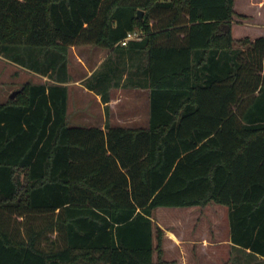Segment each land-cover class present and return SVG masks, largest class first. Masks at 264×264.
<instances>
[{
    "label": "trees",
    "instance_id": "16d2710c",
    "mask_svg": "<svg viewBox=\"0 0 264 264\" xmlns=\"http://www.w3.org/2000/svg\"><path fill=\"white\" fill-rule=\"evenodd\" d=\"M234 3L0 0V54L51 79L0 102V264H166L157 207L210 203L264 264V36H233ZM80 44L146 54L147 127L71 124Z\"/></svg>",
    "mask_w": 264,
    "mask_h": 264
},
{
    "label": "crops",
    "instance_id": "0c3cea01",
    "mask_svg": "<svg viewBox=\"0 0 264 264\" xmlns=\"http://www.w3.org/2000/svg\"><path fill=\"white\" fill-rule=\"evenodd\" d=\"M236 1L237 0H235V3ZM235 3V14L233 15L232 22H234V17L237 15L243 17L244 19L250 18L251 15H254L259 21H262L263 23L254 24L251 26L264 28V8L253 6L257 9L256 13H248L244 10L237 12L235 9ZM248 6L249 5H245L243 8H247ZM246 36H248L251 41H253L259 36H264V33H259L258 35H244L242 37H234L239 39ZM236 47L246 48V46L240 43H237ZM70 51H73V54H70ZM70 55L74 57V61L79 63L81 67H86L88 73L76 81H73L72 78H69L67 82H64V84H67L69 89V113L71 86H76L78 91H82L87 94L92 93V102L91 104H87V107H91V109L99 114L97 122L85 126H99L105 128L107 122L112 125H122L129 127H147L149 125V89L146 87L147 76L144 72L148 60L144 52L125 51V53H114L111 52V50L98 45L80 44L70 46L69 56ZM0 59H5V61H3L1 64L0 73H2L6 66L9 65V62H11V64H13L16 68V73L18 71H29L31 73L41 74L17 61L7 60V58L1 54ZM88 64H91L92 67H89ZM117 66L119 67L120 71L123 72L122 77L118 80V85H113L115 79L110 78L102 82L98 81V79H95L92 82V88H89L86 85V81L94 72L96 73L101 71L104 74L105 70H110L111 67L116 68ZM27 80L29 79H26L25 81ZM8 91L10 92V88ZM117 91L120 93L119 96H116ZM104 98L107 99V101H104ZM121 107L124 108L123 112L125 115L121 113V110H119ZM143 108L144 114L141 111ZM88 115H94V113H90ZM142 119H144V121H142ZM208 205L204 207L206 211L208 207H211ZM224 205L218 206L221 207L222 211L225 212L224 231L220 229L219 221L215 220L213 224L214 234L212 233L210 236L206 233L202 239L183 237L171 229H165L162 224L158 223L164 229V231L166 230L164 232V258L168 261L170 254L173 253L174 255L171 256L175 258L186 259L189 257L193 259L199 258L201 260L221 258L225 259L228 264H232V259H238L239 256L242 257L244 252L234 246V243L231 240L229 207ZM170 207L174 206H159L157 209L168 208L170 210H185L193 207L201 208L200 206H186L184 208L177 209ZM204 222L207 224L206 220ZM247 250L249 251V249Z\"/></svg>",
    "mask_w": 264,
    "mask_h": 264
},
{
    "label": "rangeland",
    "instance_id": "374dc122",
    "mask_svg": "<svg viewBox=\"0 0 264 264\" xmlns=\"http://www.w3.org/2000/svg\"><path fill=\"white\" fill-rule=\"evenodd\" d=\"M249 5L247 8H243V6ZM253 6H258L264 8V0H237L235 3V9L237 12L247 11L249 12H257V9ZM262 17V16H261ZM262 21H259L254 15H251L250 18L244 19L239 15L234 17L233 22V34L235 37H242L244 35H258L259 33H264V28H259L255 26H251L254 24H262ZM249 24V25H248ZM9 54V52H6ZM8 54L1 55L7 58V60H12ZM70 54H73V51H70ZM74 57L72 55L69 56V64L68 70L69 76L73 81L84 77L88 73L86 67H81L79 63L75 62ZM5 59H0V67L2 62ZM89 67H92L91 64H88ZM91 69V68H90ZM22 71V70H21ZM29 79L34 82H51V79L48 75L44 74H35L29 71L16 73V68L11 62L6 66L5 70L0 73V102L5 101L10 97V93L19 88L23 82ZM10 88V92L8 89ZM92 93H84L82 91H78L76 86H71L70 90V121L73 125H89L98 121L99 114L96 113L93 109L88 108L87 104H91L92 102ZM119 91L116 92V96H119ZM84 105V106H82ZM122 108V109H121ZM121 113L125 115L123 112V107H121ZM126 108V107H125ZM130 111V110H129ZM144 114V108L141 110ZM127 112V111H126ZM90 113H94V115H88ZM144 121V119H142ZM144 123V122H142ZM217 204V205H216ZM210 204L207 208V211L203 208L193 207L185 210H180L177 208L184 207H170L176 208L177 210H170L168 208H158L154 213L155 222L162 224L165 229H171L178 233V235H182L186 238H197L202 239V237L207 233V235L214 234V222L215 220L219 221L220 229L224 231V219L225 212L222 211L220 205L224 204ZM226 206V205H224ZM207 221V224L204 221ZM166 231V230H165ZM170 254L168 258L169 264H228L225 259L221 258H210L206 260H201L199 258H189L181 259L175 258ZM156 257V253H155ZM259 258V257H258ZM258 258H251L248 256H242L239 258V262L237 259H232V264H258Z\"/></svg>",
    "mask_w": 264,
    "mask_h": 264
},
{
    "label": "built area",
    "instance_id": "2783aa9c",
    "mask_svg": "<svg viewBox=\"0 0 264 264\" xmlns=\"http://www.w3.org/2000/svg\"><path fill=\"white\" fill-rule=\"evenodd\" d=\"M141 32L133 31L129 32L128 35L121 41V44L125 45L130 39H138L140 38Z\"/></svg>",
    "mask_w": 264,
    "mask_h": 264
},
{
    "label": "water",
    "instance_id": "95a60500",
    "mask_svg": "<svg viewBox=\"0 0 264 264\" xmlns=\"http://www.w3.org/2000/svg\"><path fill=\"white\" fill-rule=\"evenodd\" d=\"M138 17H139V18H142V17H143V10H142V9H139V11H138ZM19 90H20V89H15V90H13V91L10 93V97H11V98H14V97L16 96V94L18 93Z\"/></svg>",
    "mask_w": 264,
    "mask_h": 264
}]
</instances>
